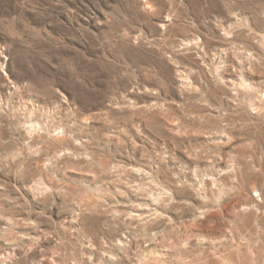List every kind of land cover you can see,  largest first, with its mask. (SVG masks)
I'll use <instances>...</instances> for the list:
<instances>
[{"label":"rangeland","instance_id":"1","mask_svg":"<svg viewBox=\"0 0 264 264\" xmlns=\"http://www.w3.org/2000/svg\"><path fill=\"white\" fill-rule=\"evenodd\" d=\"M0 264H264V0H0Z\"/></svg>","mask_w":264,"mask_h":264},{"label":"bare ground","instance_id":"2","mask_svg":"<svg viewBox=\"0 0 264 264\" xmlns=\"http://www.w3.org/2000/svg\"><path fill=\"white\" fill-rule=\"evenodd\" d=\"M251 230V229H250ZM252 233V232H251Z\"/></svg>","mask_w":264,"mask_h":264}]
</instances>
